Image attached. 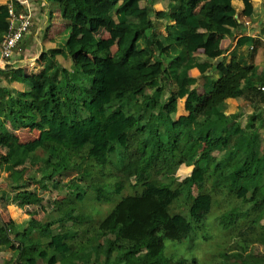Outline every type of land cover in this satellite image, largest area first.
I'll return each mask as SVG.
<instances>
[{
  "label": "trees",
  "instance_id": "obj_1",
  "mask_svg": "<svg viewBox=\"0 0 264 264\" xmlns=\"http://www.w3.org/2000/svg\"><path fill=\"white\" fill-rule=\"evenodd\" d=\"M55 1L70 26L65 49L41 55L45 66L24 77L31 90L15 99L18 109L7 116L15 129L39 128V136L20 145L6 133L0 148H7L5 168L17 190L9 201L21 208L43 201L24 178L29 157L31 166L42 162L41 178H31L43 189L57 173L76 169L77 175L66 182L68 192L55 202L51 220L34 221L40 234L49 235L38 238L47 248L25 247L21 238L30 229L15 234L0 214V246L21 244L20 258L11 262L200 264L196 256L169 258L166 242L197 236L223 200L217 182L229 176L237 184L226 193L241 206L227 205L232 208L215 221L233 227L237 236L250 232V243L264 247V190L254 183L264 170V150L256 133H247L226 113L229 99L264 102L258 88L264 76L244 65L237 50L227 61L221 47L241 29L240 14L252 15V1L164 0L161 11L149 0ZM7 17L8 5L0 6V35L7 31ZM161 21L165 32L159 30ZM59 52L71 60L70 69L59 65ZM194 68L199 77L192 75ZM183 98L187 114L178 117ZM235 138L247 141L250 151L243 158ZM254 161L262 169H252ZM181 165L192 166L183 178L176 175ZM127 184L136 190L124 195ZM89 193L98 203L114 195L121 199L95 221L98 208L84 209ZM178 201L187 205V213L176 209ZM32 250L37 254L30 258ZM245 264H264V255Z\"/></svg>",
  "mask_w": 264,
  "mask_h": 264
},
{
  "label": "rangeland",
  "instance_id": "obj_2",
  "mask_svg": "<svg viewBox=\"0 0 264 264\" xmlns=\"http://www.w3.org/2000/svg\"><path fill=\"white\" fill-rule=\"evenodd\" d=\"M52 7L51 10H54L58 8L59 3L56 1H51ZM60 13L57 12V14L54 15V19L58 20V22L61 19ZM65 21V19H64ZM66 22V21H65ZM67 24L69 22L67 21ZM159 30L162 32H165V21L159 22ZM58 30V37L60 38L61 35V28ZM70 31V27H69ZM64 34H63V42L64 40ZM62 39V37L60 38ZM116 48V46H115ZM213 61V59H212ZM150 92L149 89L145 90V94ZM181 102V100H180ZM179 102V103H180ZM182 105V104H181ZM180 105V106H181ZM246 121L245 120H236V124H239L240 127L245 128ZM254 120L250 119L248 124L253 125ZM263 125L261 121H257V126ZM32 131L25 132V133H16L23 142H28L29 140H33L34 138H37L40 133V129L33 127L31 129ZM236 140V138L234 139ZM238 143H242L238 147L237 154L242 157V153L249 152V148L246 147L247 141L239 138L236 140ZM222 149L220 151H217L214 153V155H221ZM40 158L43 157L44 153L42 151L38 152ZM239 163L242 164L243 160H239ZM42 162H38L37 165L31 166L29 165V169L27 173L25 174L24 178L27 181L28 189L36 191L39 196H42L43 201L38 204H34L32 206H26L24 208H21L15 203L10 202L11 197L14 195V190L11 185V181L7 178H5V181L0 180V192L4 189V193H7L10 195L8 198V201L10 203L7 204L5 201H0V214L2 220L7 223L9 226L13 227L14 233L17 234L18 232H21L27 228H29V233L27 236L21 238V243L25 244V247L28 249L30 248V245L33 244V246H41L42 248H47V245L42 242L41 240H38V238H42L45 240V237L48 238L49 235L45 232H42L41 234H44L45 237H40L41 234L39 232L38 226L35 223V220H39L42 224H45L46 222H49L51 220L52 214H54L55 210V202L57 200L63 199L64 195L68 192V188L66 185V182L72 178L70 182H73L74 176L77 175L76 169H72L70 173L66 172H60L53 176L52 180H47L48 188L43 189L40 187V183H37L36 181H33L31 178L32 175H35L37 178H41L42 176ZM41 167V168H40ZM239 167V166H237ZM263 165H260V162L254 161L251 163V168L256 169H262ZM111 170L114 173H117L116 168L111 167ZM192 171V166H185L181 165L177 171L176 175L180 176L181 178L187 176ZM232 176H229L219 182H217V187H222L223 192L221 194H217L219 196V203L217 207H214L211 211V213L208 216V221L206 224H200V226L197 228V236H193L191 238H188L184 241H172L167 240L166 242V250L165 255H167L171 259H178L183 257L190 258L191 256H196L200 262V264H245V261L250 259L251 261H258V259L264 255V248L263 244L260 241L257 242H251L250 243V236L251 233L249 232V236L245 237L243 235H235V229L233 227H228L225 224L221 225L219 221L220 216L222 215V212L225 211V209H231L232 207L240 208L238 203H240V199L236 198L235 195H229L226 192L230 190L232 187H236V184L232 178ZM112 182L115 181L114 178H110ZM114 179V180H113ZM109 179H107L108 181ZM90 181V180H89ZM57 183L60 184V187L62 189H59L57 186ZM243 181H241V184ZM254 183L259 185L260 189L264 190V170L262 169V173L259 175H256L254 179ZM211 184V183H210ZM209 186V184H207ZM139 189V188H138ZM136 189L131 187L129 184H127L126 188L122 191V193L128 194L135 192ZM215 195V196H217ZM248 197H251V193H249ZM121 199L118 195H114V198H112V201L110 202H103L98 203L94 198L93 195L91 196V193H89L85 199V212L97 209L100 211L96 214L95 221L100 220L103 216L105 217V214L110 212L113 207L116 205V203ZM8 205V206H7ZM221 205V206H219ZM227 205H232V207L227 208ZM251 204H249L250 206ZM187 205L184 202L178 201L176 204V209H182L180 211H184L187 213ZM224 209V210H223ZM183 212V214H184ZM107 213V214H108ZM104 214V215H102ZM35 221V222H34ZM37 226H33V223ZM57 224H55L53 227L56 228ZM248 226H244V228H247ZM238 231H236L237 233ZM48 240V239H47ZM250 243V244H249ZM248 246L247 251H244V247ZM21 244L18 241H13L10 245L0 246V264H16L15 262L12 263L11 260H17V255L19 254ZM20 248V249H19ZM48 251V250H47ZM35 250H32V253L28 257H33L35 253ZM26 258V256H25ZM46 260L41 259L38 264H46ZM63 264H68L67 262H64Z\"/></svg>",
  "mask_w": 264,
  "mask_h": 264
},
{
  "label": "crops",
  "instance_id": "obj_3",
  "mask_svg": "<svg viewBox=\"0 0 264 264\" xmlns=\"http://www.w3.org/2000/svg\"><path fill=\"white\" fill-rule=\"evenodd\" d=\"M14 0H0V6L8 5ZM53 0H31L29 6H17V9L29 12L32 15V26L30 32L20 41L15 48L12 58L8 60L2 59L0 48V137L6 133L13 135L15 140L20 145L26 142L21 141V138L16 133H25L32 131V128L22 127L15 129L12 121L7 116L13 115V111L18 109V104L15 105L16 98H23L31 89L25 81L24 77L38 73L45 66V61L41 55L55 49H65V41L68 38L69 24L62 15L60 5L58 8L51 10ZM55 1V0H54ZM153 1V7L157 11L164 9V0H149ZM253 5V13L250 16L240 14L241 29L236 30L231 36H227L221 42V47L224 50L222 56L230 60L231 53L234 50L238 51L239 59L244 65L254 66L257 69L259 78L264 76V0H251ZM58 3V2H57ZM238 13H241V4L237 3ZM60 13L61 19H54V15ZM8 20V17H7ZM248 21L249 24L245 22ZM61 28L60 39L58 30ZM5 34L0 35V40ZM203 52V51H201ZM56 59L60 66L71 68L72 62L64 52H59ZM218 58H214V62ZM193 76L199 77L200 72L197 68L191 71ZM181 100V102H180ZM178 102L177 116L187 114L185 110V98ZM258 105L251 104L247 99H229L226 103V113L235 120H245L246 127L243 128L247 133L257 134L261 141V150H264V102L262 99L256 100ZM182 104V105H181ZM181 105V106H180ZM12 114H11V113ZM15 115V114H14ZM254 120L253 125L248 124L249 120ZM257 121H261L263 125L257 126ZM30 130V131H29ZM36 139V138H34ZM33 139V140H34ZM32 141V140H29ZM28 141V142H29ZM7 148H0V180L5 181L7 177L10 181V172L5 168L4 160L6 158ZM32 157H29L25 166L31 165ZM14 195L17 190L13 188ZM0 192V201H5L10 205L8 198L9 194ZM13 195V196H14ZM264 248V247H263Z\"/></svg>",
  "mask_w": 264,
  "mask_h": 264
},
{
  "label": "built area",
  "instance_id": "obj_4",
  "mask_svg": "<svg viewBox=\"0 0 264 264\" xmlns=\"http://www.w3.org/2000/svg\"><path fill=\"white\" fill-rule=\"evenodd\" d=\"M31 0H14L8 4V28L0 42L2 59L12 58L15 48L30 32L32 15L29 12L17 9V6H29ZM249 24L248 21L245 22ZM259 90L264 94V78L258 84Z\"/></svg>",
  "mask_w": 264,
  "mask_h": 264
}]
</instances>
